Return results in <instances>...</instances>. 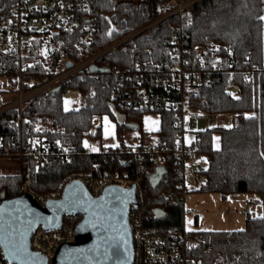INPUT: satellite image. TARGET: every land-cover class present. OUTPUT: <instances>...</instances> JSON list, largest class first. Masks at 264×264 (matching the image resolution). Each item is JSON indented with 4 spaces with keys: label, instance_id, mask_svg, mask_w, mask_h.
<instances>
[{
    "label": "trees",
    "instance_id": "1",
    "mask_svg": "<svg viewBox=\"0 0 264 264\" xmlns=\"http://www.w3.org/2000/svg\"><path fill=\"white\" fill-rule=\"evenodd\" d=\"M127 6L120 5L114 17L121 28L131 25L135 20L134 17L124 19ZM104 9L112 12L110 6H104ZM262 17L264 0H204L182 17L167 20L155 30L141 34L133 42L100 60L101 64L109 62L119 71L131 70L135 63H171L172 27L179 29L181 49L192 54L197 45L206 48V70L213 84L200 85L197 90L190 91L189 106L208 114L232 113L235 116L232 126L222 124L208 128L200 131V140L192 141L197 154L205 156L207 160L205 181L199 185L198 192L217 193L223 198L234 194H251L258 196L264 203ZM107 31L108 24L103 21L102 29L90 45L81 44L77 36L61 35L64 44L54 51L53 63L61 55L79 62L87 55L104 49L119 37L116 34L108 37ZM40 48L41 42H37L23 61L41 58ZM33 71L37 76L45 74L40 66ZM147 75L150 79L145 86L161 89L162 75L151 68ZM108 78L111 85H107ZM114 79L104 74L94 76L79 73L57 94L35 100L23 113L10 110L0 116V137L13 151L21 149V154L9 158L19 165V173L0 175L1 201L19 195V186L27 180L29 171L32 191L47 195L56 191L60 182L70 174L89 172L97 162L105 165L104 153L88 154L84 145V138L95 116H109L116 123L117 138L122 145H126L124 133L135 129L141 133L144 145L153 141L150 133L143 129L145 112L127 109L113 99ZM233 85L238 93L231 90ZM67 89L80 94L79 109L64 108V93ZM246 113L253 115L246 117ZM25 119H29L31 125H26ZM178 122L176 112H161V126L155 132L157 145L175 149L182 143L179 141L181 129L177 126ZM102 134V128L92 132L94 139H100ZM214 135L220 138L218 148L214 146ZM33 138L51 142L59 140L62 147L66 141L71 142L72 159L43 162L27 155L26 146ZM106 168L111 167L108 165ZM141 175L145 201L140 214L144 225L161 233L171 249L183 251V234L197 236V247L184 251L189 264H264V216L247 218L242 230L189 232L184 227L185 179L176 170L173 157L168 158L164 173L158 169L154 175L156 179L145 173Z\"/></svg>",
    "mask_w": 264,
    "mask_h": 264
},
{
    "label": "built area",
    "instance_id": "2",
    "mask_svg": "<svg viewBox=\"0 0 264 264\" xmlns=\"http://www.w3.org/2000/svg\"><path fill=\"white\" fill-rule=\"evenodd\" d=\"M202 1L204 0H0V77L15 76L18 77L19 83V96L0 109V116L10 110L23 113L35 100L57 94L58 89L61 90L79 73L94 76L104 74L115 78L112 97L127 109L144 111V115L161 116L164 110L178 114L177 126L181 129L179 141L182 143L175 149L157 145L155 141L145 145L141 142L137 147L119 143L98 151L105 154V165L97 162L89 172L70 174L60 182L57 190L50 194L39 195L32 191L30 171L27 180L19 186V195L30 194L43 207L50 200L61 199L68 184L74 180L80 181L95 198L100 197L111 186L134 188L137 203H131L128 211L133 242L132 264H189L190 261L184 251L197 247L199 243L197 236L185 233L181 237L183 251L171 249L161 233L152 231L144 225L140 214L145 201L141 174L145 173L156 179L154 175L158 169L164 173L168 158L173 157L176 170H179L185 179V203L189 192L188 173H191L190 179L198 185L204 182L206 165L200 157L204 159L206 157L198 155L197 148L192 144L193 140H200V131H190L184 119L221 116L225 119L223 125L230 127L233 125L235 115L208 114L189 106L190 91L197 90L200 85L211 86L213 79L206 70L205 56L208 55L206 48L197 45L192 54L181 49L178 27H172L171 63L158 65L135 63L131 70L119 71L109 62L101 64L100 60L123 45L133 42L141 34L155 30L167 20L182 17ZM122 4H129L124 9V19L135 18L131 25L124 28L119 27L114 21L118 7ZM104 6L112 7V12H107ZM103 21L108 24V37L114 34L119 36L115 41L95 54L87 55L79 62L61 55L53 63L54 51L59 50L64 44L61 35L77 36L81 44L90 45L94 43L96 34L102 29ZM37 42H41V58L23 61L33 51ZM39 66L45 71L43 76H37L33 71ZM93 68L95 71H92ZM150 68L156 69L162 75L161 89L145 86L150 79L147 75ZM107 85H111L109 78ZM231 90L239 92L234 85L231 86ZM73 93L78 92L67 89L64 96ZM252 115L245 114L246 117ZM103 117L105 116L93 117L91 129L84 138L88 154L98 153L94 152L91 145L94 139L92 132L103 127ZM25 124L31 125V121L25 119ZM187 138L191 139L188 141ZM85 141L89 143L88 146ZM71 146L69 141L62 147L59 140L51 142L33 138L25 150L27 155L43 162L69 161L72 159ZM16 154H21V149L13 151L0 137V156L10 158ZM108 165L111 168H106ZM82 218V215L76 213L65 215L59 230L39 226L31 238L32 251L44 256L48 264H52L60 245L75 241L76 228ZM0 264H16L7 258L1 240Z\"/></svg>",
    "mask_w": 264,
    "mask_h": 264
},
{
    "label": "water",
    "instance_id": "3",
    "mask_svg": "<svg viewBox=\"0 0 264 264\" xmlns=\"http://www.w3.org/2000/svg\"><path fill=\"white\" fill-rule=\"evenodd\" d=\"M131 203H137L134 188L111 186L95 198L78 180L68 184L61 199L50 200L44 207L23 193L0 202V240L12 262L48 264L44 256L31 249L33 233L39 226L59 230L65 215L76 213L83 218L75 241L61 244L52 264H132Z\"/></svg>",
    "mask_w": 264,
    "mask_h": 264
},
{
    "label": "rangeland",
    "instance_id": "4",
    "mask_svg": "<svg viewBox=\"0 0 264 264\" xmlns=\"http://www.w3.org/2000/svg\"><path fill=\"white\" fill-rule=\"evenodd\" d=\"M125 5V4H122ZM129 5V4H126ZM18 77H0V109L6 103L15 100L19 96ZM66 101L71 103L66 104ZM81 97L78 93L64 97V108L67 110L79 109ZM105 118L103 127L109 126L110 122ZM225 119L221 116L217 118L206 117H186L185 124L192 132L203 131L208 128L222 125ZM106 125V126H105ZM157 126L156 121L144 119L143 129L154 130ZM112 129V127H111ZM138 133L139 130H132ZM153 141H156L157 135L150 133ZM125 137V135H124ZM125 139V138H124ZM191 138H187L189 141ZM99 139H93L91 145ZM114 134L108 138L109 143L114 142ZM119 141V139H118ZM126 140H124L125 142ZM120 142V141H119ZM86 145L89 143L86 141ZM96 144H93L95 148ZM214 146H220V138L214 135ZM207 167V160L200 157ZM19 165L9 158H0V175H14L19 173ZM191 173H188V194L185 201V221L184 227L189 232L200 231H236L242 230L246 226L247 218H261L264 216V203L258 196L251 194H234L223 198L217 193L198 192L199 185L190 179ZM258 201V202H257ZM1 202V201H0Z\"/></svg>",
    "mask_w": 264,
    "mask_h": 264
},
{
    "label": "crops",
    "instance_id": "5",
    "mask_svg": "<svg viewBox=\"0 0 264 264\" xmlns=\"http://www.w3.org/2000/svg\"><path fill=\"white\" fill-rule=\"evenodd\" d=\"M9 103L10 102L6 103L5 106H7ZM104 118H107L111 122H110L109 126L102 127V129H103L102 137L96 143H95V141L93 142V144H96L95 148H94V146L92 144L93 149H96L94 152H98L104 147H114V146L119 144V141H118V138H117V125H116V123L113 120H111V118L109 116L103 117V120H104ZM144 119H146V120L147 119L154 120V121H156L157 126H158V127L156 126L157 128H155L154 130L151 129L149 131L147 129H144V131H146L148 133H151V132L155 133V132H157L160 129V126H161V116L160 115H158V114H147V115H144L143 124H144ZM106 121L107 120L105 119V123H106ZM111 127H112V129H111ZM111 133L114 134V137L116 139V140H114L113 143H109L107 141L108 138L111 136ZM124 135H125V137H124L125 139L124 140H126L125 144L127 146L137 147L142 142V135H141L140 132H138L136 134L133 131H127V132L124 133ZM85 144H86V141H85Z\"/></svg>",
    "mask_w": 264,
    "mask_h": 264
},
{
    "label": "snow or ice",
    "instance_id": "6",
    "mask_svg": "<svg viewBox=\"0 0 264 264\" xmlns=\"http://www.w3.org/2000/svg\"><path fill=\"white\" fill-rule=\"evenodd\" d=\"M261 19H264V17H262ZM68 103H71L70 101H66V104H68ZM67 110V109H66ZM105 119H107V118H105ZM94 151L96 150V149H93ZM19 251V250H18Z\"/></svg>",
    "mask_w": 264,
    "mask_h": 264
}]
</instances>
